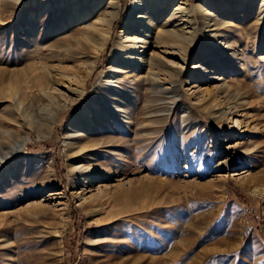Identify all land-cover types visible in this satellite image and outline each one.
I'll use <instances>...</instances> for the list:
<instances>
[{
	"label": "rangeland",
	"instance_id": "rangeland-1",
	"mask_svg": "<svg viewBox=\"0 0 264 264\" xmlns=\"http://www.w3.org/2000/svg\"><path fill=\"white\" fill-rule=\"evenodd\" d=\"M0 264H264V0H0Z\"/></svg>",
	"mask_w": 264,
	"mask_h": 264
},
{
	"label": "bare ground",
	"instance_id": "bare-ground-1",
	"mask_svg": "<svg viewBox=\"0 0 264 264\" xmlns=\"http://www.w3.org/2000/svg\"><path fill=\"white\" fill-rule=\"evenodd\" d=\"M16 1H19V0H16ZM112 2V1H111ZM18 3V2H17ZM139 3V2H138ZM117 7V3H115V7L110 9V10H107L104 14V18L103 20L101 21V24L99 26H95V29H96V32H97V35L99 37V42L97 43L96 47H95V50L96 52H100L104 46H106L107 42H108V39H109V36H110V31H111V27L113 25V22L115 20V18L117 17L118 15V8ZM79 9L77 8L76 11H78ZM33 25L35 26V24L33 23ZM133 25V24H132ZM128 29V28H127ZM30 30L32 32H34V36H36L37 32L34 31V27H31ZM37 38V37H36ZM126 39V38H125ZM130 39V38H129ZM134 39V38H132ZM131 42L129 43H132L133 45H135V41L134 40H130ZM31 44V43H30ZM132 46V45H130ZM133 47V46H132ZM132 47H125L122 45V43L120 42L119 38L115 41V45H114V48H113V52H112V57H114L115 54L117 53H120V56L123 58H126V59H130V57H132L134 54L131 53V48ZM40 52V51H39ZM38 52V54H39ZM137 54V52H136ZM125 60V59H124ZM125 62V61H124ZM151 63V62H150ZM119 67V64L112 60V64L110 65L109 67V70L110 72H112V70H114L115 68H118ZM24 69V68H23ZM23 71V70H22ZM167 73V71H166ZM169 73V72H168ZM155 76V74H154ZM155 81V80H153ZM176 85V84H175ZM161 88V87H160ZM176 89V87H175ZM11 92V91H10ZM84 94V89L82 88L79 92V95L77 97H81L82 95ZM172 103H173V106L177 105V100H176V96H173L172 98ZM111 106V105H110ZM94 107L95 108H99V105L98 104H94ZM230 109L228 108V110L226 111H220V117L225 115L227 113V111H229ZM107 111V110H106ZM83 112V111H82ZM85 115V113H83ZM86 116H88L89 118V113L86 114ZM56 121V117L54 116L53 118V123ZM92 121V119H91ZM33 123V122H32ZM51 123V122H50ZM52 123V124H53ZM51 124V125H52ZM32 126V125H31ZM49 126V125H48ZM53 126V125H52ZM78 131V130H76ZM85 145L83 147H81L82 149H89V148H92L94 146H96L98 144V141L97 140H85ZM19 147L20 146H13L11 147V150H10V153H14V152H17L19 150ZM18 153V152H17ZM15 154V153H14ZM9 157V155H8ZM60 235V234H58Z\"/></svg>",
	"mask_w": 264,
	"mask_h": 264
}]
</instances>
